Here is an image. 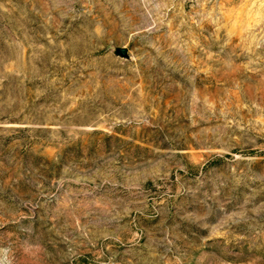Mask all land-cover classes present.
I'll list each match as a JSON object with an SVG mask.
<instances>
[{
    "label": "rangeland",
    "instance_id": "rangeland-1",
    "mask_svg": "<svg viewBox=\"0 0 264 264\" xmlns=\"http://www.w3.org/2000/svg\"><path fill=\"white\" fill-rule=\"evenodd\" d=\"M0 264H264V0H0Z\"/></svg>",
    "mask_w": 264,
    "mask_h": 264
},
{
    "label": "water",
    "instance_id": "water-1",
    "mask_svg": "<svg viewBox=\"0 0 264 264\" xmlns=\"http://www.w3.org/2000/svg\"><path fill=\"white\" fill-rule=\"evenodd\" d=\"M118 55L122 58H128L127 51L125 49L119 50Z\"/></svg>",
    "mask_w": 264,
    "mask_h": 264
}]
</instances>
